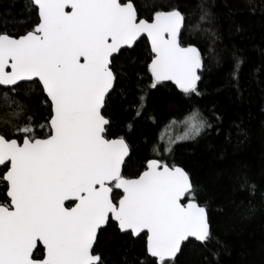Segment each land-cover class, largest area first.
<instances>
[{"label":"snow or ice","instance_id":"1","mask_svg":"<svg viewBox=\"0 0 264 264\" xmlns=\"http://www.w3.org/2000/svg\"><path fill=\"white\" fill-rule=\"evenodd\" d=\"M26 8L29 20L35 15L28 30L0 31V123L12 128L10 136L0 134V166L6 169L0 183L10 200L0 204V264H103L94 244L109 224L143 240L137 264H175L189 238L209 242L200 189L164 155L172 153V144L211 130V119L193 109L180 122L183 134L163 153L154 145L157 158L146 159L144 170L130 178L123 171L130 146L124 136L109 138L113 123L105 115L116 91L114 60L144 35L150 45L148 88L172 82L185 96L201 95L204 57L195 44L183 45L185 15L178 8L157 10L149 22L132 0H27ZM234 62L233 80L241 60ZM24 85L25 96L40 88L50 109L43 123L35 108L24 114L18 97ZM120 98L127 100L123 93ZM129 108L133 121L145 115L143 89L124 110ZM146 118L155 123L153 115ZM133 121L125 125L129 132Z\"/></svg>","mask_w":264,"mask_h":264},{"label":"trees","instance_id":"2","mask_svg":"<svg viewBox=\"0 0 264 264\" xmlns=\"http://www.w3.org/2000/svg\"><path fill=\"white\" fill-rule=\"evenodd\" d=\"M132 2L140 18L147 20L157 10L178 8L186 17L183 45L192 43L199 48L204 68L198 82L201 95L188 97L170 82L159 90L148 88L150 50L145 39L117 56L116 91L105 115L113 123L109 138L124 136L130 146L124 174L136 177L144 170L146 159L157 158L153 146L159 143L163 153L166 143L183 134L185 125L180 122L193 109L199 110L214 127L196 139L172 144V153L164 159L188 171L200 189L199 203L206 207L212 239L203 244L188 240L175 264H264V0ZM26 3L0 0V31L20 35L31 27L35 15L29 20ZM205 11L207 16L201 21ZM21 20L29 22L20 26ZM235 57L241 63L233 80ZM35 87L34 93L25 96L28 87L21 86L18 97L25 105L24 114L35 108L43 123L50 109L42 102L40 88ZM141 89L146 96L145 115L133 121L134 110L124 109ZM121 93L127 100H121ZM148 114L155 117V123L146 118ZM129 121L134 123L130 132L125 128ZM11 132V127L0 123V134L10 136ZM5 170L0 168V174ZM6 189L0 183V204L8 202ZM41 251L38 246L34 254L39 257ZM93 254L101 256L103 264H137L144 257L143 240L130 238L109 224L100 231Z\"/></svg>","mask_w":264,"mask_h":264},{"label":"water","instance_id":"3","mask_svg":"<svg viewBox=\"0 0 264 264\" xmlns=\"http://www.w3.org/2000/svg\"><path fill=\"white\" fill-rule=\"evenodd\" d=\"M66 10H69L70 11V9H66ZM151 20H149V22H150ZM141 39H146V41H147V37H146V35H144V36H142L141 38H139L138 39V41H140ZM147 43H148V41H147ZM148 47H149V50H150V45H149V43H148ZM172 85H174L172 82H170ZM175 86V85H174ZM176 87V86H175ZM178 89V88H177ZM179 90V89H178ZM127 159V158H126ZM1 167H3V166H0V168ZM6 193H7V191H6ZM7 196V195H6ZM7 199L9 200V198L7 197ZM9 202H10V200H9ZM66 204H68V202H66ZM69 205H72V204H69ZM72 206H74V205H72ZM124 234V233H123ZM189 240H193V241H196L194 238H189ZM187 242V241H186ZM186 242H183L182 243V246H183V244H185ZM196 242H199V241H196ZM199 243H201V242H199ZM95 245V244H94ZM41 248H42V245H39ZM34 252H35V250H34Z\"/></svg>","mask_w":264,"mask_h":264},{"label":"flooded vegetation","instance_id":"4","mask_svg":"<svg viewBox=\"0 0 264 264\" xmlns=\"http://www.w3.org/2000/svg\"><path fill=\"white\" fill-rule=\"evenodd\" d=\"M122 2H127V1H125V0H122ZM146 40V39H145ZM111 139V138H110ZM2 168V167H1ZM6 191H7V189H6ZM7 197V196H6ZM8 200V199H7ZM8 202H9V200H8ZM7 202V203H8ZM69 206H72V205H69Z\"/></svg>","mask_w":264,"mask_h":264}]
</instances>
